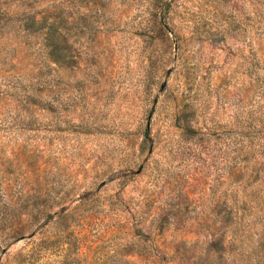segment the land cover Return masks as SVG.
<instances>
[{
    "label": "rangeland",
    "instance_id": "1",
    "mask_svg": "<svg viewBox=\"0 0 264 264\" xmlns=\"http://www.w3.org/2000/svg\"><path fill=\"white\" fill-rule=\"evenodd\" d=\"M0 264H264V0H0Z\"/></svg>",
    "mask_w": 264,
    "mask_h": 264
}]
</instances>
